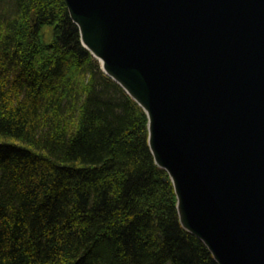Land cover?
Wrapping results in <instances>:
<instances>
[{"label":"trees","instance_id":"trees-1","mask_svg":"<svg viewBox=\"0 0 264 264\" xmlns=\"http://www.w3.org/2000/svg\"><path fill=\"white\" fill-rule=\"evenodd\" d=\"M147 136L64 0H0V264H218Z\"/></svg>","mask_w":264,"mask_h":264},{"label":"water","instance_id":"water-1","mask_svg":"<svg viewBox=\"0 0 264 264\" xmlns=\"http://www.w3.org/2000/svg\"><path fill=\"white\" fill-rule=\"evenodd\" d=\"M147 117L181 225L218 264H264V0H64Z\"/></svg>","mask_w":264,"mask_h":264}]
</instances>
